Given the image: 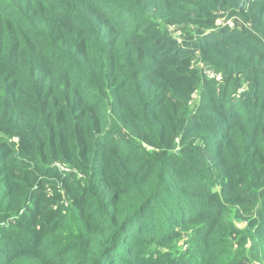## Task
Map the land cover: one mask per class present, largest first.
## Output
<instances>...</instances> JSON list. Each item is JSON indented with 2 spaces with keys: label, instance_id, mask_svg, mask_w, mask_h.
I'll return each mask as SVG.
<instances>
[{
  "label": "trees",
  "instance_id": "trees-1",
  "mask_svg": "<svg viewBox=\"0 0 264 264\" xmlns=\"http://www.w3.org/2000/svg\"><path fill=\"white\" fill-rule=\"evenodd\" d=\"M247 2L0 0V264H264V0ZM234 12L259 36L239 26L228 50ZM172 25L201 37L181 49ZM195 51L228 84L246 72L245 103L205 78L189 112L170 79Z\"/></svg>",
  "mask_w": 264,
  "mask_h": 264
},
{
  "label": "rangeland",
  "instance_id": "rangeland-1",
  "mask_svg": "<svg viewBox=\"0 0 264 264\" xmlns=\"http://www.w3.org/2000/svg\"><path fill=\"white\" fill-rule=\"evenodd\" d=\"M249 0H240V2H243L246 4V9L245 12H247V10H249L250 6L248 5ZM236 11H239L237 9H235ZM244 17H242L239 13L234 12V15L231 16L230 19L225 21V24H227V31L224 33L225 37L229 36L230 41L229 44L224 45V46H220L223 48H226L228 50H236V45L234 44L232 38H231V34L235 33V34H239L242 30L239 28V26H243L244 29H249L251 31V33L254 36H259V34L257 32L253 31V26L250 22H246L244 19ZM168 36L170 38L175 39L177 45L179 47H181V49H186L185 48V43L183 40H187V37L189 36H193L196 38H200L201 35L198 34L196 31H194V29L187 27L184 30H179L178 27L179 26H168ZM238 27V28H237ZM215 33L213 38H216L218 35H220V32H217V30L215 31H210V30H202V34L204 36H208ZM196 54V58L193 59L190 64L188 65L187 71L186 72H181L182 74L180 76L177 77L176 73H178L176 71V73L173 71V75L170 79V81L174 80V90L175 91H179L181 93H184L185 90H192L191 94H190V99L188 101L189 104V112H194V109L197 107L198 103L200 102L201 99H203L204 95V90H205V85L204 83H202V81L205 78L208 79H214L215 82L217 84H220L222 87L223 85L227 84L228 85V93L230 94V99H234V101L238 104H243L245 103L243 101L244 97L247 94V91L249 90L247 84L245 83L244 80V74L246 72H242L238 69H234L232 68L233 71V75H232V80L231 82L228 84L225 79H223V74L221 72H217L215 71L213 68L214 67H223L224 63L226 62V59L224 56H220V60H217V57L214 55V57L210 54L207 56H203L200 55V53H198V51L194 52ZM188 54L190 53H181L180 55L182 57H186ZM251 54V53H250ZM218 61V62H216ZM258 66H264L263 64H258L256 63ZM180 73V72H179ZM238 73V74H236ZM261 75V72H260ZM177 77V78H176ZM237 77V78H236ZM176 78V79H175ZM235 79H237V81H235ZM190 82V87L187 88L188 83ZM187 88V89H186ZM203 113V112H202ZM186 205H188V201H186ZM237 226L239 227H244L245 223L243 221H239L235 223ZM180 237H181V241L180 243L183 244L184 249H187V245L189 244V235L187 232H180L179 233ZM168 246H170V241L164 242L163 243V247L162 251L163 253H166L169 251ZM179 253H177L178 255ZM182 255H185L188 257H193V254L190 252H185L184 254H180V257ZM164 257L160 254H157L155 252L152 251H147L145 254H142L140 256H138L137 264H142V263H154V262H158V260L163 259ZM250 264H260L258 261H251Z\"/></svg>",
  "mask_w": 264,
  "mask_h": 264
}]
</instances>
